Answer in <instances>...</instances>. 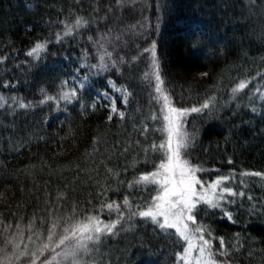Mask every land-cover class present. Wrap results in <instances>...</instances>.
<instances>
[{"label":"trees","instance_id":"trees-1","mask_svg":"<svg viewBox=\"0 0 264 264\" xmlns=\"http://www.w3.org/2000/svg\"><path fill=\"white\" fill-rule=\"evenodd\" d=\"M78 17L87 21L79 28ZM37 42L45 50L27 56ZM153 43L174 107L214 97L209 109L185 118L187 158L203 169L199 176L264 174V0H0V264L50 261L65 229L89 215L115 220L118 212L98 211L113 201L124 218L93 249L91 264L177 263L184 242L131 216L157 191L130 183L163 159L152 147L165 136L151 76ZM105 52L111 56L101 60ZM67 63L91 72L99 88L109 79L126 88L125 116L109 120L106 103L87 89L60 100L71 94ZM241 81L246 88L233 93ZM251 176L235 203L198 206L196 220L227 264H264V175Z\"/></svg>","mask_w":264,"mask_h":264},{"label":"snow or ice","instance_id":"snow-or-ice-1","mask_svg":"<svg viewBox=\"0 0 264 264\" xmlns=\"http://www.w3.org/2000/svg\"><path fill=\"white\" fill-rule=\"evenodd\" d=\"M86 23L87 21H84L82 18L78 17L75 19V26L77 28ZM71 33L72 27H68L65 35H70ZM59 39L60 37L57 36V40ZM45 48V42H37L26 55L29 57H39ZM150 50L152 52L153 69L151 75L155 78V92L159 94L155 99L163 101L161 108V112L164 113L162 115L163 126L159 131L166 134V139L159 145H152L153 149L159 148L163 154V159L156 166L155 171L141 174L137 180L131 182L129 185L131 187L134 184L150 183L157 186V194L151 198V202L141 210L131 212V216L148 219L161 230H174V233L184 242L182 253L177 254L178 264H193V261L194 264H227L226 261H218L216 259L217 255L225 256L226 253L224 251L215 253L212 251L213 244L211 232L205 226L198 224L196 220L198 206L203 204L210 208H221V202L227 201V197L237 195L243 197L245 193L243 191L236 192L233 188L223 186L224 183L230 179L229 176L218 177L207 184L198 178L197 173L203 171V169L192 165L187 158L190 134L186 130V122L182 119L190 113H201L205 109H209L212 106L214 97L205 101L199 107L194 106L190 109H178L174 107L170 101L169 95L162 88L164 81L159 71L155 43H153ZM145 51H149V49ZM105 55L110 57L111 53L105 52L100 59L103 60ZM114 63L115 62H113V64ZM91 67L95 68L97 66L92 65ZM100 67H104V65ZM149 75L150 74L145 73V78H148ZM203 75L207 74L205 73ZM84 79L87 80L88 77L85 76ZM65 83H67V81ZM109 83L111 84V82ZM246 86L247 83L241 81L232 89V92L237 93L245 89ZM81 87H83L82 84ZM115 90L123 93L120 98V103L126 105L130 93L126 88ZM100 95L108 97L109 94L107 89ZM75 97L76 90L73 89L71 94L64 92L60 96V100L71 101ZM109 98L111 99V105L108 119L111 120L113 114L123 118L125 113L117 108L116 98ZM0 99H2V97H0ZM52 99L53 97L48 96L45 100H41V103H45ZM29 106L30 105L24 103L19 104L21 108H27ZM91 107L95 108L96 103L94 102ZM153 119H156V117H153ZM229 162L231 163V161ZM243 175L260 176L264 174L257 172L244 173ZM241 183H243V181ZM249 199H251V197H249ZM227 202L235 203L234 200ZM123 205L125 207H130V201L127 197L124 198ZM104 210L109 212L116 211L119 215L110 223H105L99 215H89L85 218L87 222L80 223L71 230L65 229V234L60 238L57 247L63 246L65 249H71V251L57 253V255H64L65 257L68 255L74 256L77 251H87L89 243L95 244L99 242L103 235H112L117 225L124 218V213L121 211L120 204L115 201L102 205L101 209L98 211L102 214ZM225 216L229 220L232 219L231 213L225 212ZM205 233H207L208 238L205 237ZM193 241H196V243H193ZM219 241L220 248L223 249L224 239L220 237ZM53 251H55V248H53ZM193 253L196 255L193 256ZM55 259L56 256H53L52 260ZM42 264H51V261L45 260Z\"/></svg>","mask_w":264,"mask_h":264},{"label":"rangeland","instance_id":"rangeland-1","mask_svg":"<svg viewBox=\"0 0 264 264\" xmlns=\"http://www.w3.org/2000/svg\"><path fill=\"white\" fill-rule=\"evenodd\" d=\"M153 71V69H152ZM151 71V73H152ZM62 72H63V75L62 77L64 78L65 82L67 81L66 84V87L67 89L69 90V92L71 93L73 89L76 90V92L78 90H89L90 92H92L94 95H95V98L97 100H101V101H104L106 103V105L108 106V108L110 109V105H111V99L109 97H114L116 98V101H117V108L122 111V107L120 105V98L121 96L123 95L122 92H118L116 91L115 89H120V88H123L122 86H119L117 82H115L114 80H111L109 79L107 81V85L106 87H103V88H99L97 87L95 84H93L92 82V77H91V72L89 71H86V70H79L76 66H74L72 63H67L65 64V68L62 69ZM87 76L88 79L85 80L84 77ZM152 77H154L153 75H151ZM111 82V84L109 83ZM246 82V81H245ZM248 84V82H246ZM81 84L83 85V87H81ZM162 88L164 89L165 91V88L163 87L162 85ZM107 89L108 91V97H105V96H101L100 94L102 92H104V90ZM241 92V91H240ZM157 95L159 96V94L157 93ZM157 96V97H158ZM99 97V99H98ZM171 101V100H170ZM159 103H160V106L162 108V105H163V101L162 100H159ZM124 105V104H123ZM125 106V105H124ZM179 109V108H178ZM161 115H163L164 113L160 112ZM185 118L186 117H183L182 119L185 121ZM163 126V125H162ZM166 139V134L164 136V140ZM244 173H247V172H242V174H239V175H235V174H229V175H226V176H229L230 179L228 181H226L224 183V187H230V188H233L234 190L236 188H239V191H243L245 192V187L248 186L249 182H250V179L252 178L251 175H243ZM197 176L200 180L204 181L206 184L209 183V182H212L214 181L215 179L213 180H203L200 176H199V173H197ZM221 177V176H219ZM243 181V183H241ZM146 184V183H145ZM150 183H147L146 185H149ZM241 184L240 187H237L236 185H239ZM153 185V184H152ZM155 186V185H154ZM156 187V191H157V186ZM199 187V186H197ZM236 191V190H235ZM246 193V192H245ZM157 194V192H156ZM155 194V195H156ZM234 198V196H231V197H227V201H231L232 199ZM227 201H222V205L227 202ZM141 210V209H140ZM148 220V219H147ZM83 222H87L86 220H82L81 222L75 224L74 226L80 224V223H83ZM105 222V221H104ZM151 222V221H150ZM161 222H162V218H161ZM105 223H108V222H105ZM154 224V223H153ZM156 225V224H155ZM73 226V227H74ZM191 226V225H190ZM71 227L70 230L73 228ZM157 227V225H156ZM158 228V227H157ZM164 232H173L174 235H176L174 233V230L173 229H165L163 230ZM106 234L103 235L100 239L99 242L95 243V244H92V243H89L88 245V250L87 251H84V250H80V251H77L75 253V255H68L67 257H65L64 255H57V253H63L65 251H71V249H65L63 246H61V248L59 249L58 247V250L57 251H53V254L50 256V261L52 260V257L53 256H56V259L55 260H52L54 262V264H91V254H92V251L93 249H96L99 245L103 244L106 242ZM177 236V235H176ZM205 237L208 238L207 236V233H205ZM177 238H179L177 236ZM180 239V238H179ZM48 242V241H46ZM193 243H196V241H193ZM48 246V245H47ZM46 248V247H45ZM213 251V249H212ZM214 252V251H213ZM196 254L193 253V256H195ZM216 259L218 261H222L220 260L218 257H216ZM93 264V263H92ZM178 264V262L176 263ZM193 264H194V261H193Z\"/></svg>","mask_w":264,"mask_h":264}]
</instances>
